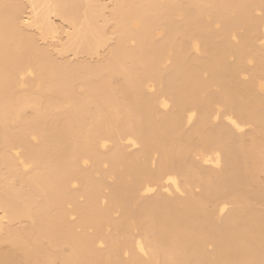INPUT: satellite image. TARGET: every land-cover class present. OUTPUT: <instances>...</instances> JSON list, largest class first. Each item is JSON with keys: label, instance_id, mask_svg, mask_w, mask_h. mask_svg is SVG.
Instances as JSON below:
<instances>
[{"label": "bare ground", "instance_id": "1", "mask_svg": "<svg viewBox=\"0 0 264 264\" xmlns=\"http://www.w3.org/2000/svg\"><path fill=\"white\" fill-rule=\"evenodd\" d=\"M263 174L264 0H0V264H264Z\"/></svg>", "mask_w": 264, "mask_h": 264}, {"label": "rangeland", "instance_id": "2", "mask_svg": "<svg viewBox=\"0 0 264 264\" xmlns=\"http://www.w3.org/2000/svg\"><path fill=\"white\" fill-rule=\"evenodd\" d=\"M55 19V21H56V23L59 25V24H62L61 23V21H60V19L59 18H54ZM59 22V23H58ZM62 37H64V35L62 34V35H60V36H58V39L57 38H49L48 40H47V42L48 43H57V42H59L60 41V39L62 38ZM63 39V38H62ZM55 40V41H54ZM53 41V42H52ZM263 178H264V174H263Z\"/></svg>", "mask_w": 264, "mask_h": 264}]
</instances>
